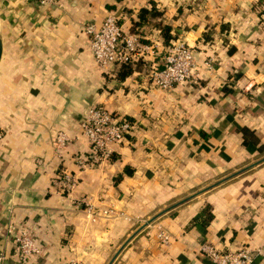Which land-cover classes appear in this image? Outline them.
<instances>
[{
  "label": "crops",
  "instance_id": "obj_1",
  "mask_svg": "<svg viewBox=\"0 0 264 264\" xmlns=\"http://www.w3.org/2000/svg\"><path fill=\"white\" fill-rule=\"evenodd\" d=\"M141 7L159 14L138 22ZM108 13L147 45L127 66L91 53L84 25ZM164 25L192 47L198 75L162 89ZM0 37L4 264H211L201 243L264 246V0H0ZM94 103L134 123L100 161L80 126ZM59 130L69 140L57 154ZM10 222L39 249L26 262Z\"/></svg>",
  "mask_w": 264,
  "mask_h": 264
},
{
  "label": "built area",
  "instance_id": "obj_2",
  "mask_svg": "<svg viewBox=\"0 0 264 264\" xmlns=\"http://www.w3.org/2000/svg\"><path fill=\"white\" fill-rule=\"evenodd\" d=\"M41 4L54 3V0H37ZM88 34L89 47L94 60L99 67L104 68L111 64L130 62L135 55L140 54L147 47L140 36L135 32H125L118 22L117 16L108 13L99 25L94 22L84 25ZM195 54L192 47L182 39L171 40L163 50L161 63L152 71L153 83L162 89L186 81L197 76L194 72ZM213 66L212 57L204 61V67L211 69ZM81 129L86 137L88 145L93 151V161H100L110 156L111 145L121 141L126 133L134 126V123L124 115H117L112 112L104 103L91 104L81 122ZM1 136V132H0ZM69 137L63 130L57 131L54 137V150L60 154L64 149ZM80 165H84L82 159H78ZM55 180L60 188L68 191L74 184L72 174L64 169L58 170ZM87 210L93 215L109 214L112 209L96 208L88 204ZM14 222L7 225L8 231L14 234L15 246L21 262H26L28 257L39 251L33 238L27 231H16ZM158 238L168 242L170 236L164 231L158 232ZM211 259V264H252L256 255L264 253V246L249 247L242 246L238 249H218L212 243L204 242L199 246ZM5 252L0 249V264H4ZM64 264H83L82 262L70 259Z\"/></svg>",
  "mask_w": 264,
  "mask_h": 264
},
{
  "label": "trees",
  "instance_id": "obj_3",
  "mask_svg": "<svg viewBox=\"0 0 264 264\" xmlns=\"http://www.w3.org/2000/svg\"><path fill=\"white\" fill-rule=\"evenodd\" d=\"M156 14H159V12L155 11V9L153 7H150V8H147V7H141L139 9V12H138V22H144L146 19H147V16L148 15H151V16H155ZM170 26L169 25H164L162 27V36H163V40L165 43H168L170 42L171 38H172V34L170 33ZM129 62H125V63H121V65H128ZM128 72V69L127 68H124L122 70V72H120V75L121 76H124L126 75ZM126 172H131L130 169H128L127 167L125 168Z\"/></svg>",
  "mask_w": 264,
  "mask_h": 264
},
{
  "label": "water",
  "instance_id": "obj_4",
  "mask_svg": "<svg viewBox=\"0 0 264 264\" xmlns=\"http://www.w3.org/2000/svg\"><path fill=\"white\" fill-rule=\"evenodd\" d=\"M1 54H2V39L0 37V58H1Z\"/></svg>",
  "mask_w": 264,
  "mask_h": 264
}]
</instances>
